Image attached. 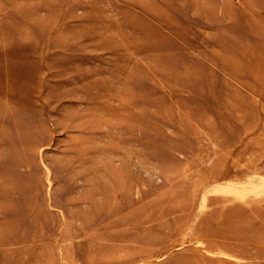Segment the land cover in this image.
Listing matches in <instances>:
<instances>
[{
  "label": "rangeland",
  "instance_id": "374dc122",
  "mask_svg": "<svg viewBox=\"0 0 264 264\" xmlns=\"http://www.w3.org/2000/svg\"><path fill=\"white\" fill-rule=\"evenodd\" d=\"M0 264H264V0H0Z\"/></svg>",
  "mask_w": 264,
  "mask_h": 264
},
{
  "label": "bare ground",
  "instance_id": "6f19581e",
  "mask_svg": "<svg viewBox=\"0 0 264 264\" xmlns=\"http://www.w3.org/2000/svg\"><path fill=\"white\" fill-rule=\"evenodd\" d=\"M234 69V68H233Z\"/></svg>",
  "mask_w": 264,
  "mask_h": 264
}]
</instances>
